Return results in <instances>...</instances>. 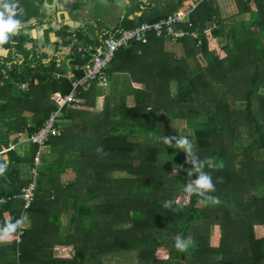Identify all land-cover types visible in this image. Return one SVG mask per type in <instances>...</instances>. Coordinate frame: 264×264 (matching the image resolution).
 Wrapping results in <instances>:
<instances>
[{
    "label": "trees",
    "instance_id": "trees-1",
    "mask_svg": "<svg viewBox=\"0 0 264 264\" xmlns=\"http://www.w3.org/2000/svg\"><path fill=\"white\" fill-rule=\"evenodd\" d=\"M190 1L121 0L115 28L101 36L166 19ZM233 1L237 11L223 17L217 0H202L188 21L174 25L185 31L182 37L151 32L146 42L114 54L102 110L94 108L95 86L82 88L83 102L63 107L60 134L47 141L57 155L47 175L38 167L27 208L13 196L31 181L20 167H31L37 145L23 157L17 146L0 153V165H6L0 229L21 217L28 221L19 243L18 228L0 242V264H105L106 257L124 253H134L135 264H264V237L253 234L254 225H264V0ZM5 5L20 9L12 17L20 26L0 44V150L16 144L12 133L30 134L43 124L56 107L50 94L67 93L86 60L74 47L63 59L48 56L37 38L22 31L44 26L37 40L42 46L52 32L70 44L69 25L54 27L48 18L55 14L42 0H0V10ZM67 69L73 70L69 79L61 76ZM114 74H125L130 89L120 87ZM15 82H27L28 89ZM114 94L116 108L110 105ZM175 120L193 131L192 155L212 162L202 169L215 186L206 196L186 191L199 176V163L187 162L189 151L175 139L167 142L178 138ZM63 214L69 215L66 225ZM214 226L217 245L210 242ZM177 237L193 242L182 251Z\"/></svg>",
    "mask_w": 264,
    "mask_h": 264
},
{
    "label": "built area",
    "instance_id": "built-area-1",
    "mask_svg": "<svg viewBox=\"0 0 264 264\" xmlns=\"http://www.w3.org/2000/svg\"><path fill=\"white\" fill-rule=\"evenodd\" d=\"M202 1V0H200ZM11 16L13 17L20 12L19 8H11ZM191 9L186 12L178 10L174 15H169L166 19H160L154 22L143 21L136 26L129 28H118L113 33L106 36H100L94 41L79 42L78 38H71L70 46L74 47L78 53L85 58V63L82 66L83 74L79 78L71 80L70 90L67 93H61L56 91L52 93L51 100L55 104V109L46 118L43 124L33 133L21 134L19 142H27L30 144H36L37 150L33 154V161L29 169V175L31 181L25 185L21 192L15 194L13 197L20 198L24 204L23 207L30 206L33 195L36 189L34 178L38 175V167L40 163V155L42 151L47 148V141L52 136H58L60 134L57 122L62 115L63 107L68 106L71 103H78L82 101L81 91L82 88H90L95 86L97 89H104L109 84L108 68L114 57V54L121 48H126L134 41L146 42L148 33H154L155 35H165L167 38L175 40L182 37L185 34L184 30L176 29L175 24L182 21H188V15ZM4 13V19L8 20L10 13L7 10H0ZM190 26V22H188ZM75 32L71 35L75 36ZM195 36V34H193ZM74 39V40H73ZM28 126L31 124L27 123ZM10 145L8 148H3L0 153L13 148ZM30 148V147H29ZM5 202L4 197H0V205ZM26 226L18 227L16 235V243L21 241L22 235ZM19 255V251L17 252Z\"/></svg>",
    "mask_w": 264,
    "mask_h": 264
},
{
    "label": "crops",
    "instance_id": "crops-1",
    "mask_svg": "<svg viewBox=\"0 0 264 264\" xmlns=\"http://www.w3.org/2000/svg\"><path fill=\"white\" fill-rule=\"evenodd\" d=\"M42 1H43V3L45 2V0H42ZM54 1L51 0L50 2H46V7L48 8L47 11L55 14V18L53 20L50 19V18H48V20L52 21V24L54 25V27H57L56 23H61V22L62 23H68L71 26L70 29L74 28V26L77 23H80L81 26H82V31H80L79 32L80 34L78 35V36H80L79 42L94 41L98 37L101 36V33L105 29H107V28H109V29L115 28V26H116V24L118 22L119 13H121V10H119L116 13V17L114 16V18L112 19V23L110 24V22H108V21L103 19L104 15H99V14H96V13L93 12V10L97 6V3H98L97 1L98 0H94V2L90 1V0H57L56 4L53 5ZM101 1H102L101 4L103 6H105V3H106L107 0H101ZM107 2H110V1H107ZM222 2H223V0H219L218 1V5H219V10L221 9L220 13H222L223 16H228V15L236 12L234 7H231V9L229 8L232 5L231 2H234L233 0H226L225 3H228V4H225V3H222ZM75 3H78V8L77 9H73V7H72ZM90 3H92V6H89ZM106 4L108 6L107 14H109V15L113 14L114 13L113 8L110 7V5L108 3H106ZM222 4H224V5H222ZM53 6H54V8H53ZM223 8H224V10H223ZM60 10L61 11H66L68 13V15H69L68 16L69 18L66 19L64 17V15L61 14L60 15V20H59V18L57 17V12L60 11ZM101 17H102L103 21L100 20ZM46 21H47V18H46ZM72 24L73 25L75 24V25L73 26ZM43 27H41L40 25H34L33 24L28 29L27 28H23L22 31L24 33H29L30 35L32 33L33 35H31V36L34 39H35V32H36V34L37 33L39 34V36L37 38V39H39L40 35H41L42 31H43ZM49 39H50L49 45L42 46L40 44V42H38V41L35 44L38 45L40 50H43L44 52H47L48 56L52 55L53 53H56L57 55H59V58L63 59V57L70 50V48H69L70 44L64 45L62 43V41L54 33H50L49 34ZM90 39H92V40H90ZM54 49H57V51L54 52ZM3 52L4 51L0 49V53H3ZM66 74L65 75H61V76L62 77H67L69 79L70 77L73 76V70L72 69H67ZM114 78L118 80L120 87H122L123 85L129 83V80L127 79L125 74H114ZM23 83H26V85H27L26 89H21L20 88ZM109 83H110V81H109ZM133 84L134 83L132 82V85ZM14 85L16 87H18V89H20L22 91L28 89V83L27 82H15ZM106 88H104L102 92H100V89L96 88L97 89L96 90L97 93L98 92L99 93L95 96L94 108L97 109L98 111H100L101 110V106H103V102L101 103L99 101H100L101 98H102V100L105 99L104 98V95H105L104 94V90ZM54 92H56V91H54ZM54 92H52V93H54ZM52 93L49 96L50 100H51ZM81 102H83V100ZM119 103H120V99H119L118 94H114L113 97H112V101H110V105H113L114 107L115 106L118 107ZM98 104L100 105V107H99ZM25 221H27V220L25 219ZM105 264H107L106 261H105Z\"/></svg>",
    "mask_w": 264,
    "mask_h": 264
},
{
    "label": "rangeland",
    "instance_id": "rangeland-1",
    "mask_svg": "<svg viewBox=\"0 0 264 264\" xmlns=\"http://www.w3.org/2000/svg\"><path fill=\"white\" fill-rule=\"evenodd\" d=\"M51 0H45V2H44V4L46 5V2H50ZM54 1V0H53ZM90 1H93L94 2V0H90ZM219 0H217V2H218ZM56 2H57V0H55L54 1V3H53V5H55L56 4ZM98 3H97V6H96V8L93 10V12L94 13H96V14H99V15H104V17H103V19L104 20H106V21H108V22H110V24L112 23V19L114 18V16L116 17V13L119 11V10H121V6H122V3H121V0H116V3L115 4H112L111 2H107L106 1V3H108L109 5H110V7H112L113 8V10H114V13L113 14H107V8H108V6H107V4L105 3V6H103L102 4H101V0H98L97 1ZM200 2V0H191L186 6H184V7H181L179 10H181L182 12H186V11H188L189 9H192L193 7H195L198 3ZM226 2V0H223V2L222 3H225ZM232 3V5L229 7L230 9H231V7H234V9L237 11V8H236V5H235V3L234 2H231ZM225 4H228V3H225ZM222 5H224V4H222ZM89 6H92V3H90V5ZM53 8H54V6H53ZM223 10H224V8H223ZM220 11H221V9H220ZM51 13V12H50ZM221 15H222V13H221ZM223 16V15H222ZM223 17H226V16H223ZM103 19H102V17H101V19L100 20H102L103 21ZM46 22V21H45ZM58 24V23H57ZM67 25H69L68 23H66ZM73 25V24H72ZM75 25V24H74ZM73 25V26H74ZM46 26H47V24H46ZM41 27H43V26H41ZM69 27H71L70 25H69ZM207 27H208V24H207ZM72 30V33L73 32H75L76 34H75V36H73V35H70V37H69V39H70V42H71V38L72 37H74V38H78V40L80 39V36H78V31L80 32V31H82V26H81V24L80 23H77L75 26H74V28H72L71 29ZM53 33V32H52ZM31 35H33L32 33H31ZM38 36H39V34L37 33L36 34V32H35V38H38ZM58 37V36H57ZM59 38V37H58ZM60 39V38H59ZM38 40V39H37ZM37 40H36V42H37ZM61 40V39H60ZM74 40V39H73ZM225 42V40H223V42L222 43H224ZM72 48V47H71ZM179 50V49H178ZM217 50L219 51V53L222 55V51L220 50V48H217ZM126 86H125V89H130V84L128 85V84H125ZM132 85V84H131ZM132 86H139L138 84H136V83H134ZM21 89H26L27 88V85H26V83H23L22 85H21V87H20ZM109 85H108V87L104 90V98L105 99H103L102 100V98L100 99V101L99 102H103V106H104V103H105V101H106V98L108 97V93H109ZM173 90V89H172ZM101 92V91H100ZM95 104V103H94ZM99 105V104H98ZM103 106H101V110H102V108H103ZM99 107H100V105H99ZM115 108H116V106H115ZM9 109H15V108H13L12 106L11 107H9L8 108V110ZM8 114H10V112H8ZM24 113H21L20 115H23ZM17 116V115H16ZM26 121L29 123V124H31L32 122H31V114L30 115H28L27 114V116H26ZM64 124V122H61V125H63ZM174 127L177 129V132H178V138H187L188 140H189V142L192 144V150L195 148V146H196V143H195V140H194V137H193V131L190 129V128H188V127H186V125H185V122L183 121V120H175L174 121ZM19 137H20V135H18V133H12L11 135H10V142H19ZM14 146H17V149H18V151H19V153H20V155L23 157V156H25V155H28V154H30V150H28L29 149V147H30V144L29 143H27V142H24V143H16V144H14ZM0 147H2V145H0ZM27 150H28V152H27ZM180 150L181 151H184V148H182V147H180ZM43 154L45 155V161L44 162H42L41 160H42V156H43ZM56 153L55 152H52V151H50L48 148H46V150L45 151H42V153H41V155H40V163H39V167H40V169L47 175L48 174V172H49V170H48V164L52 161V159L54 158V157H56ZM162 161L163 162H167V158L166 157H164V156H162ZM26 165L27 166H29V162H26ZM25 165V166H26ZM25 166H21L20 167V169H21V173H22V177H25L28 173H29V169H27L28 167H25ZM72 177V175H63L62 176V178L63 179H66V177ZM193 188H195V185L193 184ZM68 217H69V215L68 214H63L62 215V221H63V224L64 225H66L67 223H68ZM24 225L26 226V227H28V222L27 221H25L24 222ZM130 226V223H127V224H123L122 226H120V227H129ZM253 234H254V236H256V237H264V225H254L253 226ZM217 240H218V227L217 226H214L213 228H211V231H210V242L213 244V245H217ZM55 249V248H54ZM58 251V250H57ZM169 257L170 258H172V259H175V255H173V254H169ZM136 258H135V256H134V253H124V254H120V255H118V254H116V255H111V256H108L107 258H105V260L104 261H106V263L107 264H135V260Z\"/></svg>",
    "mask_w": 264,
    "mask_h": 264
},
{
    "label": "clouds",
    "instance_id": "clouds-1",
    "mask_svg": "<svg viewBox=\"0 0 264 264\" xmlns=\"http://www.w3.org/2000/svg\"><path fill=\"white\" fill-rule=\"evenodd\" d=\"M5 9L9 11L10 16L8 20L4 19V13L0 12V44H4L8 40V33L15 32L19 26L20 21L15 20L11 16L12 9L5 5ZM167 142L171 143L172 139L176 140V146L184 148L186 151H189L191 159L187 160V162L199 163V176L194 181L195 188L192 185H189L186 191L192 192L199 190V194L201 196H206L207 192L214 191L215 186L213 184L212 178L209 174L202 171L205 164H208L209 167L212 166V162L210 159H206L205 161H199L197 157L192 155V144L189 142L187 138H166ZM6 165H0V174H2L5 170ZM207 199L211 200L214 203H219V199L215 197H207ZM25 219L27 217H21L15 224L8 223L4 228L0 229V242L7 241L10 238L11 233H13L18 227H22ZM192 238L188 237L186 240L180 237L176 238V247L180 250H186L188 246L192 243Z\"/></svg>",
    "mask_w": 264,
    "mask_h": 264
},
{
    "label": "water",
    "instance_id": "water-1",
    "mask_svg": "<svg viewBox=\"0 0 264 264\" xmlns=\"http://www.w3.org/2000/svg\"><path fill=\"white\" fill-rule=\"evenodd\" d=\"M61 14H63L64 17H65L66 19L69 18V17H68L69 15H68V13H67L66 11H61V10H60V11L57 12V17L59 18V20H60V15H61Z\"/></svg>",
    "mask_w": 264,
    "mask_h": 264
}]
</instances>
